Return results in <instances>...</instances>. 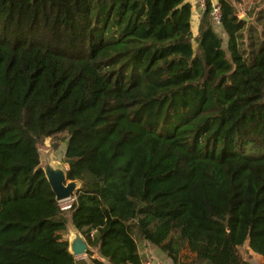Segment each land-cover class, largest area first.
Listing matches in <instances>:
<instances>
[{
  "label": "trees",
  "instance_id": "trees-1",
  "mask_svg": "<svg viewBox=\"0 0 264 264\" xmlns=\"http://www.w3.org/2000/svg\"><path fill=\"white\" fill-rule=\"evenodd\" d=\"M218 4L226 42L209 2L193 33L186 0H0V264L77 263L40 168L61 133L88 242L85 202L117 182L173 264H264L242 254L264 260V42Z\"/></svg>",
  "mask_w": 264,
  "mask_h": 264
},
{
  "label": "crops",
  "instance_id": "crops-1",
  "mask_svg": "<svg viewBox=\"0 0 264 264\" xmlns=\"http://www.w3.org/2000/svg\"><path fill=\"white\" fill-rule=\"evenodd\" d=\"M186 2L191 4L192 7L190 24L192 32L196 33L202 12L198 9L194 0H186ZM251 11H248L249 15H247L250 19L254 18ZM113 208L116 211L119 210L116 205H113ZM130 210L131 207L126 204L123 216L115 218L109 215L110 223L108 224L107 219L104 218V221L96 228L92 224L88 232V235L93 233L92 236H89L90 252L86 255L74 257L77 261L76 264H93L91 259H99L103 264H131L126 258L132 252L137 254L135 261H140V263L146 257H150L155 264H173L159 248L144 241L143 233L150 226L138 224L131 229L129 228V224L133 220L130 217ZM75 229L76 227L70 220V223L67 224L68 233L66 235L68 240L73 237ZM86 230L87 228H83L79 231L86 237Z\"/></svg>",
  "mask_w": 264,
  "mask_h": 264
},
{
  "label": "rangeland",
  "instance_id": "rangeland-1",
  "mask_svg": "<svg viewBox=\"0 0 264 264\" xmlns=\"http://www.w3.org/2000/svg\"><path fill=\"white\" fill-rule=\"evenodd\" d=\"M217 1V0H214ZM233 4L236 6L237 13L239 18H248V11L250 10H258L255 11L253 17L255 18V23H250V26H253L255 29L251 31V38L256 48L264 42V0H231ZM261 12L263 18L258 20L256 23V18L258 13ZM251 11V12H252ZM261 16V15H260ZM250 19V18H248ZM216 32L223 38L224 42H226V36L221 31V28L217 26L215 28ZM247 29L245 30V34H247ZM246 41V40H245ZM67 137L66 133H61L54 138H47L43 140V142L38 146L39 154H40V163L41 167L44 169L46 166H51L53 168H61L67 169V165L63 163L64 152L66 149L65 139ZM120 184L117 182H109L105 185V188L102 190L101 194L95 198L87 199L85 204L91 205L93 209H96V218L93 222V227H98L103 221L105 217L103 209L107 208L109 215L116 217L123 216L125 205L124 202L120 201L118 198ZM73 201H76V196L73 195L71 199L66 202H59L60 210H62L63 215L67 219V224L70 223V211L69 208L65 209V206L71 205ZM113 205L119 207V210H115ZM124 207V208H123ZM130 217H134L130 214ZM137 222L140 221L141 224H145L148 227L152 226L157 219H154L153 216L150 215H142V217H137ZM149 227V228H150ZM68 233V232H66ZM246 249H242V254L247 256L249 260L253 263L256 262H264L263 259L259 258L254 253L250 251H245Z\"/></svg>",
  "mask_w": 264,
  "mask_h": 264
},
{
  "label": "water",
  "instance_id": "water-1",
  "mask_svg": "<svg viewBox=\"0 0 264 264\" xmlns=\"http://www.w3.org/2000/svg\"><path fill=\"white\" fill-rule=\"evenodd\" d=\"M240 20L247 24L246 29L249 28L250 23H255V18H242ZM40 168H42L41 163ZM43 171L58 202H65L72 198L78 188V182L76 180H67L66 169L46 166ZM68 243L69 252L74 257L86 255L90 252L88 240L77 228L74 230L73 237L68 240Z\"/></svg>",
  "mask_w": 264,
  "mask_h": 264
},
{
  "label": "built area",
  "instance_id": "built-area-1",
  "mask_svg": "<svg viewBox=\"0 0 264 264\" xmlns=\"http://www.w3.org/2000/svg\"><path fill=\"white\" fill-rule=\"evenodd\" d=\"M197 4L198 9L203 13L206 10V4L207 2L210 3V11L209 15L210 18L212 19L213 23L216 26H219L221 23V7L218 4L217 1L214 0H194ZM66 202V201H65ZM70 205L65 206V209H68ZM93 233H90L89 236H92ZM142 264H155L153 260L150 257H146L143 261Z\"/></svg>",
  "mask_w": 264,
  "mask_h": 264
}]
</instances>
